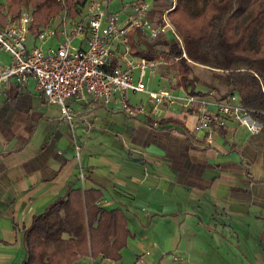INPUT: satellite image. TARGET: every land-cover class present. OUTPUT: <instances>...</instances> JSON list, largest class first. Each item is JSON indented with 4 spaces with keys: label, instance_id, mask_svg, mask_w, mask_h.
I'll list each match as a JSON object with an SVG mask.
<instances>
[{
    "label": "crops",
    "instance_id": "1",
    "mask_svg": "<svg viewBox=\"0 0 264 264\" xmlns=\"http://www.w3.org/2000/svg\"><path fill=\"white\" fill-rule=\"evenodd\" d=\"M146 1L147 19L157 26L174 0ZM133 32L141 51L182 50L171 32L156 39ZM133 55L143 58L134 48ZM148 60L171 64L147 76L176 96L213 100L233 92L225 73L200 65L188 88L180 73L172 86L167 71L179 59ZM214 77L221 79L216 85ZM128 93L129 104L145 105L146 113L130 117L120 94L109 104L85 94L67 101L68 120L45 102L33 78L0 95V264H24L34 218L75 190L99 191L97 205L126 218L120 261L100 255V264H264V126L258 134L234 123L197 133L196 107L164 104L153 111L148 94L132 101Z\"/></svg>",
    "mask_w": 264,
    "mask_h": 264
},
{
    "label": "built area",
    "instance_id": "2",
    "mask_svg": "<svg viewBox=\"0 0 264 264\" xmlns=\"http://www.w3.org/2000/svg\"><path fill=\"white\" fill-rule=\"evenodd\" d=\"M114 1L87 0L77 17L64 11L52 17L48 26L36 27L34 15L23 10L19 18L0 26V51L11 56L9 64L0 65V95L33 78L36 90L45 102L60 107L62 116L68 120H72L73 115L67 101L83 98L85 94L94 95L104 104H109L115 94H120L123 110L130 117L146 113L145 105L129 104L127 93L132 92L148 94L153 111L164 104H181L187 109L196 107L198 122L194 131L197 133L214 126L226 128L229 123L242 126L251 134L262 130L263 125L253 116L255 111L241 106L236 94L208 100L190 92L186 96H175L168 89L148 91L144 82L148 72L157 75L160 66L171 64L146 58L135 60L129 35L133 31H142L156 39L171 32L184 51L169 16L176 7V0L157 26L147 19L146 0L125 1L117 12H110ZM30 40L35 44L30 46ZM49 41H54L55 45L44 48ZM136 70L139 73L137 82L134 81ZM173 75L165 76L168 83L175 86L180 75L177 71ZM174 258L182 260L181 255ZM89 264L100 263L91 259Z\"/></svg>",
    "mask_w": 264,
    "mask_h": 264
},
{
    "label": "trees",
    "instance_id": "3",
    "mask_svg": "<svg viewBox=\"0 0 264 264\" xmlns=\"http://www.w3.org/2000/svg\"><path fill=\"white\" fill-rule=\"evenodd\" d=\"M86 2L0 1V25L8 23L5 5L14 19L19 18L21 6L32 7L37 27L48 26L52 17L64 11L77 17ZM169 16L184 51H141L135 39L137 32H133L129 40L134 54L147 59H179L173 69L181 74L180 84L185 88L194 65L225 73L233 88L228 95L236 94L241 106L254 110V118L264 126V0H176ZM100 200L99 191L75 190L36 216L25 232L24 264H73L80 258L96 260L100 255L120 261L129 236L126 218L121 211L98 206Z\"/></svg>",
    "mask_w": 264,
    "mask_h": 264
},
{
    "label": "rangeland",
    "instance_id": "4",
    "mask_svg": "<svg viewBox=\"0 0 264 264\" xmlns=\"http://www.w3.org/2000/svg\"><path fill=\"white\" fill-rule=\"evenodd\" d=\"M125 1H129V0H115L112 4H111V6H110V8H109V11L110 12H117L121 7H122V5H123V3L125 2ZM27 7L25 6H21V9H20V11L22 12L23 10L24 11H26V10H29V9H26ZM32 14H33V9H32V7H30V10H29ZM8 12H9V7L7 6V5H5V9H4V11H3V13L5 14V15H7L8 16V19H7V22H9L11 19H14V17L13 16H10V15H8ZM1 26V25H0ZM39 26H43V25H39ZM45 26V25H44ZM174 27H175V25H174ZM176 28V27H175ZM178 33V32H177ZM179 35V34H178ZM180 36V35H179ZM181 38V37H180ZM182 40V39H181ZM51 46L52 45H55V42H52V41H49L48 42ZM10 59H11V56H9L8 55V53H6V52H4V51H2V53H0V61H3V62H9L10 61ZM172 66H173V64H172ZM172 66H170L169 68L171 69V67ZM173 70V71H172ZM175 73V69H173V67H172V69H171V71H167V74L168 75H171V76H174L173 74ZM213 85H216V84H218L219 82H220V78H218V77H214L213 79ZM144 82H145V85L147 86V90L149 91V90H155V92H159L160 90H162L163 89V87H167V85L164 83V82H162V84L159 86V79H157V80H155L154 79V81H153V78H152V76L151 75H148L145 79H144ZM143 95L144 94H138V95H134V94H132V93H128V98H129V100H132V101H134V100H140L141 99V97H143ZM175 96L177 95V94H174ZM146 96V95H145ZM147 97V96H146ZM134 99V100H133ZM81 259V258H80Z\"/></svg>",
    "mask_w": 264,
    "mask_h": 264
}]
</instances>
